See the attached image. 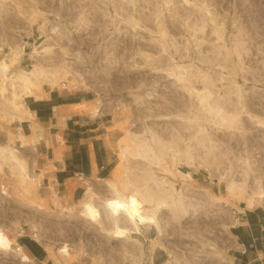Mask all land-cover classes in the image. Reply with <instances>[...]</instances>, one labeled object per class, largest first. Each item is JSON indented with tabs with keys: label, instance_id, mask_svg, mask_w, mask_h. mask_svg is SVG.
Masks as SVG:
<instances>
[{
	"label": "rangeland",
	"instance_id": "obj_1",
	"mask_svg": "<svg viewBox=\"0 0 264 264\" xmlns=\"http://www.w3.org/2000/svg\"><path fill=\"white\" fill-rule=\"evenodd\" d=\"M44 85L109 120L112 171L75 198L15 129ZM211 88L239 122L203 105ZM260 121L264 0H0V250L24 227L57 264H245L253 236L264 254ZM132 200L135 218L110 207Z\"/></svg>",
	"mask_w": 264,
	"mask_h": 264
},
{
	"label": "crops",
	"instance_id": "obj_2",
	"mask_svg": "<svg viewBox=\"0 0 264 264\" xmlns=\"http://www.w3.org/2000/svg\"><path fill=\"white\" fill-rule=\"evenodd\" d=\"M88 92L64 94L44 85V93L34 97L31 106L27 105L31 117L27 115L15 126L22 135L35 140L38 161L47 169L49 185L62 187L64 195H73L74 198L85 191L88 183H97L108 177L117 154L106 130L109 120L73 108L91 100ZM25 103L28 102L25 100ZM22 229L20 227L16 233V242L11 239L13 250H0V264H57L34 234ZM257 240H260L258 235L248 239L251 241L249 247L245 243L240 245L248 258L245 264H264L259 261L264 255L262 250L252 248L257 247ZM17 246L21 249L18 250ZM21 253L27 254L31 261H25Z\"/></svg>",
	"mask_w": 264,
	"mask_h": 264
},
{
	"label": "bare ground",
	"instance_id": "obj_3",
	"mask_svg": "<svg viewBox=\"0 0 264 264\" xmlns=\"http://www.w3.org/2000/svg\"><path fill=\"white\" fill-rule=\"evenodd\" d=\"M19 49L16 50L17 54L20 52ZM35 65L36 66L34 68H31L30 70L20 74V76L24 82L25 81H27V82L31 81L32 82L36 77H39V74L41 72L40 66H38L37 64H35ZM37 79H39V78H37ZM212 82H213V80L211 81V83ZM210 85H212V84H210ZM198 95H199L200 100L203 103V105L207 106L208 107L207 109H209L210 112L212 111L211 113L216 114V116H217L216 118L218 120H222V121L224 120L226 125H228V124L233 125V123H237L241 119L240 114L242 112L239 108L240 101L232 98V96L221 97V96H219L218 92L213 93L212 88L210 90H207L206 92H199ZM74 106H73V108H74ZM87 109H88V107H87ZM262 121H260V123L264 124V122H262ZM262 127H264V126H262ZM204 136H205V134H204ZM158 201H159L160 205H167L166 202L164 200H162V198H159Z\"/></svg>",
	"mask_w": 264,
	"mask_h": 264
},
{
	"label": "clouds",
	"instance_id": "obj_4",
	"mask_svg": "<svg viewBox=\"0 0 264 264\" xmlns=\"http://www.w3.org/2000/svg\"><path fill=\"white\" fill-rule=\"evenodd\" d=\"M114 214H117L120 210H124L130 217L139 216V205L135 200H132L129 204L113 203L110 205Z\"/></svg>",
	"mask_w": 264,
	"mask_h": 264
},
{
	"label": "built area",
	"instance_id": "obj_5",
	"mask_svg": "<svg viewBox=\"0 0 264 264\" xmlns=\"http://www.w3.org/2000/svg\"><path fill=\"white\" fill-rule=\"evenodd\" d=\"M22 228H23L22 231H25V228L24 227H22ZM35 235H37V233H34V236ZM17 249L20 250L21 249V246H17Z\"/></svg>",
	"mask_w": 264,
	"mask_h": 264
}]
</instances>
